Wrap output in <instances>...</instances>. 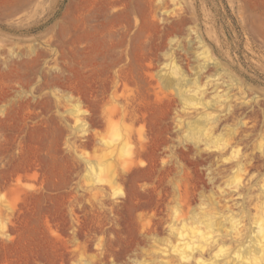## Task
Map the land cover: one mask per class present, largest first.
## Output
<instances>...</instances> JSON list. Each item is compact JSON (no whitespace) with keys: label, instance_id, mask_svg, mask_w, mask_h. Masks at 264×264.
Segmentation results:
<instances>
[{"label":"rangeland","instance_id":"1","mask_svg":"<svg viewBox=\"0 0 264 264\" xmlns=\"http://www.w3.org/2000/svg\"><path fill=\"white\" fill-rule=\"evenodd\" d=\"M0 264H264V0H0Z\"/></svg>","mask_w":264,"mask_h":264},{"label":"bare ground","instance_id":"2","mask_svg":"<svg viewBox=\"0 0 264 264\" xmlns=\"http://www.w3.org/2000/svg\"><path fill=\"white\" fill-rule=\"evenodd\" d=\"M106 165V164H105ZM260 258H262V255L260 256Z\"/></svg>","mask_w":264,"mask_h":264}]
</instances>
